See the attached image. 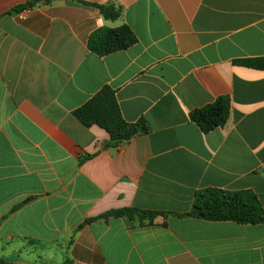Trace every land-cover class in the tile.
Masks as SVG:
<instances>
[{"label":"crops","instance_id":"obj_1","mask_svg":"<svg viewBox=\"0 0 264 264\" xmlns=\"http://www.w3.org/2000/svg\"><path fill=\"white\" fill-rule=\"evenodd\" d=\"M0 0V261L4 264H264V224L179 218L199 191L250 190L264 208V0ZM82 3L121 8L107 20ZM127 25L130 48L89 37ZM104 86L148 133L118 148L73 111ZM221 96L227 124L195 110ZM172 213L152 223L104 214ZM90 220V221H89Z\"/></svg>","mask_w":264,"mask_h":264},{"label":"trees","instance_id":"obj_2","mask_svg":"<svg viewBox=\"0 0 264 264\" xmlns=\"http://www.w3.org/2000/svg\"><path fill=\"white\" fill-rule=\"evenodd\" d=\"M54 0H34L13 9L22 12L39 3L49 4ZM98 10L107 20H118L122 10L113 4L99 5L82 3ZM137 42V37L127 25L118 28H103L95 31L88 41L89 50L99 56L126 50ZM245 65L264 70V58L244 62ZM232 102L229 96H221L214 103L195 110L191 119L204 133H209L227 124L231 115ZM73 116L85 127L98 126L105 130L109 137V147L118 148L129 142L138 134L148 133L149 128L144 121L139 124L128 123L122 116L116 92L104 86L83 106L73 111ZM172 213L145 211L126 208L111 211L100 218L126 217L137 219L141 224L152 223L157 216H168ZM179 218H198L207 221H232L237 224H264V208L258 196L250 190L227 191L210 188L199 191L192 209L188 213L175 214ZM90 221V220H89ZM4 264V261H0Z\"/></svg>","mask_w":264,"mask_h":264}]
</instances>
